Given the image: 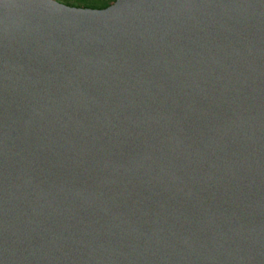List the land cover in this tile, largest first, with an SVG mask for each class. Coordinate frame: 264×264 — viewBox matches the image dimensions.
<instances>
[{
	"label": "water",
	"instance_id": "95a60500",
	"mask_svg": "<svg viewBox=\"0 0 264 264\" xmlns=\"http://www.w3.org/2000/svg\"><path fill=\"white\" fill-rule=\"evenodd\" d=\"M0 264H264V0H0Z\"/></svg>",
	"mask_w": 264,
	"mask_h": 264
},
{
	"label": "trees",
	"instance_id": "16d2710c",
	"mask_svg": "<svg viewBox=\"0 0 264 264\" xmlns=\"http://www.w3.org/2000/svg\"><path fill=\"white\" fill-rule=\"evenodd\" d=\"M64 2L67 5L77 6V7H92V8H104L111 5L115 0H75L72 3L71 0H58Z\"/></svg>",
	"mask_w": 264,
	"mask_h": 264
},
{
	"label": "clouds",
	"instance_id": "9594fccd",
	"mask_svg": "<svg viewBox=\"0 0 264 264\" xmlns=\"http://www.w3.org/2000/svg\"><path fill=\"white\" fill-rule=\"evenodd\" d=\"M71 2H72V3H75V0H71ZM56 4H57L58 6H60V5L67 6L66 3H64V2H58V0H56Z\"/></svg>",
	"mask_w": 264,
	"mask_h": 264
},
{
	"label": "rangeland",
	"instance_id": "374dc122",
	"mask_svg": "<svg viewBox=\"0 0 264 264\" xmlns=\"http://www.w3.org/2000/svg\"><path fill=\"white\" fill-rule=\"evenodd\" d=\"M60 2V1H59Z\"/></svg>",
	"mask_w": 264,
	"mask_h": 264
}]
</instances>
